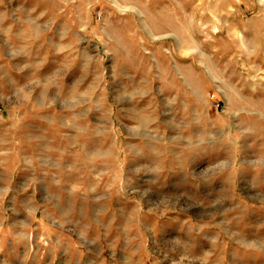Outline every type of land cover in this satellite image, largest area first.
Returning a JSON list of instances; mask_svg holds the SVG:
<instances>
[{"label":"rangeland","instance_id":"374dc122","mask_svg":"<svg viewBox=\"0 0 264 264\" xmlns=\"http://www.w3.org/2000/svg\"><path fill=\"white\" fill-rule=\"evenodd\" d=\"M0 264H264V0H0Z\"/></svg>","mask_w":264,"mask_h":264}]
</instances>
